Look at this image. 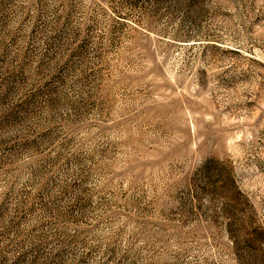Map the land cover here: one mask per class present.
I'll return each mask as SVG.
<instances>
[{"label":"rangeland","instance_id":"rangeland-1","mask_svg":"<svg viewBox=\"0 0 264 264\" xmlns=\"http://www.w3.org/2000/svg\"><path fill=\"white\" fill-rule=\"evenodd\" d=\"M0 264H264V0H0Z\"/></svg>","mask_w":264,"mask_h":264}]
</instances>
